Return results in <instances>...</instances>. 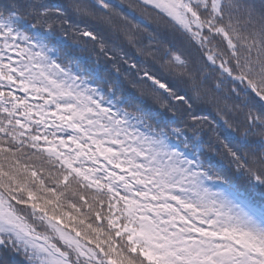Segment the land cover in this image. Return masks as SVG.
Returning a JSON list of instances; mask_svg holds the SVG:
<instances>
[{"label":"snow or ice","instance_id":"obj_1","mask_svg":"<svg viewBox=\"0 0 264 264\" xmlns=\"http://www.w3.org/2000/svg\"><path fill=\"white\" fill-rule=\"evenodd\" d=\"M0 264H264V0H0Z\"/></svg>","mask_w":264,"mask_h":264},{"label":"trees","instance_id":"obj_2","mask_svg":"<svg viewBox=\"0 0 264 264\" xmlns=\"http://www.w3.org/2000/svg\"><path fill=\"white\" fill-rule=\"evenodd\" d=\"M70 43H75V41H69ZM90 48V46H89ZM76 55H87L88 53L87 52H83L81 53L79 50L76 51L75 53ZM93 59L95 60V56H93ZM101 63L103 64V61H101ZM107 68L113 73L115 74L116 72V69L111 65V64H108L107 65ZM127 87L129 88V90L131 91H134V94L139 96V92L137 90H133L131 88V85H127ZM145 103L149 106H153V107H156V108H159V105H155L154 102L151 100V99H147L145 98ZM209 111L213 112V115L215 114L214 113V109H209ZM199 114H202V115H206L207 113H199ZM254 139H259V137H255ZM213 162L214 163H222V169L223 170H219V174L221 176H225L227 175L228 173H232V174H235V169L234 168H229L228 164L226 161H222V157L219 156V155H214V159H213ZM235 183H237L240 187V190L241 192H244L245 194L247 195H250V196H253V197H256V199H259L260 196H261V192L259 190H252L250 189V187L247 185V183H245V181L241 178V179H238L236 181H234Z\"/></svg>","mask_w":264,"mask_h":264}]
</instances>
